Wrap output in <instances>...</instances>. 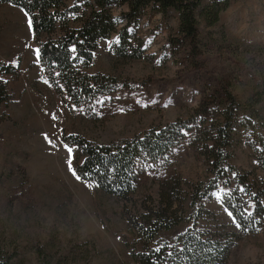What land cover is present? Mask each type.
<instances>
[{
    "label": "rangeland",
    "instance_id": "1",
    "mask_svg": "<svg viewBox=\"0 0 264 264\" xmlns=\"http://www.w3.org/2000/svg\"><path fill=\"white\" fill-rule=\"evenodd\" d=\"M145 16L140 28L149 45L145 59H116L111 53L115 36L99 44L89 71L131 86L118 88L89 114L72 105L65 90L59 93L49 84L28 15L0 3V66L17 67L15 74H0L11 95L0 105V252L15 254L10 264H139L127 245L131 237L122 202L72 175L69 165L75 170L79 158L64 135L80 134L99 144L120 141L186 118L220 82L232 85L244 107L260 89L264 0H230L214 26L198 15L201 50L196 58L173 56L167 41L178 31L174 12L168 18L150 11ZM262 99L256 109L264 117ZM65 144L73 148L71 157ZM233 163L252 169L251 150L242 145ZM170 164L172 174L190 183L207 176L189 148H177ZM139 175L135 198L155 195L159 176L148 169ZM204 205L219 222L236 228L219 191ZM186 228L181 224L162 239L172 244ZM260 228L238 240L227 264H264V220Z\"/></svg>",
    "mask_w": 264,
    "mask_h": 264
},
{
    "label": "trees",
    "instance_id": "2",
    "mask_svg": "<svg viewBox=\"0 0 264 264\" xmlns=\"http://www.w3.org/2000/svg\"><path fill=\"white\" fill-rule=\"evenodd\" d=\"M0 0L21 8L33 20L32 32L39 62L49 84L65 90L72 105L94 114L104 100L127 81L90 72L102 40L115 36L111 53L132 62L148 57L149 45L140 34L148 11L168 18L178 16V31L168 39L173 56L196 58L201 50L198 15L216 25L230 0ZM76 51H72V46ZM264 55V45L259 48ZM264 68V65H263ZM264 70V69H263ZM17 67L2 64L0 74H15ZM248 106L220 82L189 111L186 118L154 126L148 132L105 144L80 134L64 135L75 148V171L94 182L104 195L122 202L130 233V254L139 264H227L233 248L245 235L258 232L264 220V117L256 109L264 97V77ZM7 83L0 79V105L9 103ZM187 133V134H185ZM254 158L250 170L233 161L241 146ZM177 148H189L202 160L207 176L190 183L169 171ZM151 170L159 176L158 191L137 195L139 174ZM241 224L230 228L205 208L213 192ZM138 196V195H137ZM207 222V224H204ZM203 223V224H202ZM181 224L187 228L173 241L162 239ZM248 229L247 232L244 229ZM138 245L141 247L139 248ZM15 254L0 252V264Z\"/></svg>",
    "mask_w": 264,
    "mask_h": 264
},
{
    "label": "snow or ice",
    "instance_id": "3",
    "mask_svg": "<svg viewBox=\"0 0 264 264\" xmlns=\"http://www.w3.org/2000/svg\"><path fill=\"white\" fill-rule=\"evenodd\" d=\"M25 15H27V13H25ZM27 23H28L29 28H32V27H33V20H32L31 18L28 19ZM36 51H37V53H39L40 50L37 49ZM72 51H73V52L76 51V46H75V45L72 46ZM93 55H95V54L93 53ZM108 99H111V97H109ZM98 103L103 104V101H98ZM145 107H146V105H145ZM119 111L123 112V109H120ZM52 118L55 119V115H53ZM185 134H187V133H185ZM45 138L47 139V136H46ZM49 142L51 143V141H49ZM64 147H65V149L67 150L69 156L71 157V155H72V153H73V148H72V147H69L67 144H65ZM69 171L72 173V175H73L78 181L81 180V176L78 175V174L76 173V171L71 167V164L69 165ZM226 211H227V210H226ZM228 215L231 217V216H232V213H231V212H228ZM232 222L235 224V227H236L237 229H241V224L238 223L235 219H233ZM244 231L247 232L248 229L245 228Z\"/></svg>",
    "mask_w": 264,
    "mask_h": 264
},
{
    "label": "bare ground",
    "instance_id": "4",
    "mask_svg": "<svg viewBox=\"0 0 264 264\" xmlns=\"http://www.w3.org/2000/svg\"><path fill=\"white\" fill-rule=\"evenodd\" d=\"M86 198H87L86 195L85 194L84 195L82 194V201H84Z\"/></svg>",
    "mask_w": 264,
    "mask_h": 264
}]
</instances>
